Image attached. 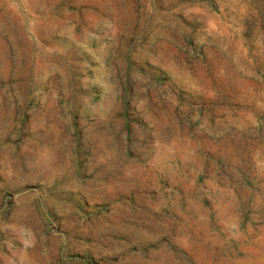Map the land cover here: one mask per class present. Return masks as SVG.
Here are the masks:
<instances>
[{
	"label": "rangeland",
	"instance_id": "374dc122",
	"mask_svg": "<svg viewBox=\"0 0 264 264\" xmlns=\"http://www.w3.org/2000/svg\"><path fill=\"white\" fill-rule=\"evenodd\" d=\"M0 264H264V0H0Z\"/></svg>",
	"mask_w": 264,
	"mask_h": 264
}]
</instances>
